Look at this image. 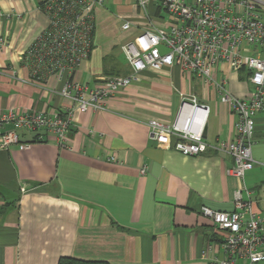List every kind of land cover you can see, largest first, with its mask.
<instances>
[{"label":"crops","instance_id":"0c3cea01","mask_svg":"<svg viewBox=\"0 0 264 264\" xmlns=\"http://www.w3.org/2000/svg\"><path fill=\"white\" fill-rule=\"evenodd\" d=\"M40 5L41 0H0V37L5 39L0 47L1 111L49 113L71 106L55 92L61 82L54 76L35 81L24 61L48 25ZM259 12L264 17V4ZM93 15L91 51L74 74L90 86L106 76L128 74L121 45L150 21L161 26L168 20L157 0H148L145 10L137 0H101ZM125 22L128 29H122ZM211 76L225 78L226 89L238 98L252 91L246 69L221 64ZM181 95H194L208 105L207 144L235 138L237 115L219 99L217 89L171 66L140 71L104 109L76 111L65 146L41 130L37 139L21 131L28 149H0V264H57L62 256L109 264H209L223 257L224 234L200 207L231 211L241 189L242 198L264 217V113L254 116L255 164L240 179L227 172L233 159L226 153L209 147L185 155L173 148L174 135L151 137L149 121L173 123Z\"/></svg>","mask_w":264,"mask_h":264},{"label":"built area","instance_id":"2783aa9c","mask_svg":"<svg viewBox=\"0 0 264 264\" xmlns=\"http://www.w3.org/2000/svg\"><path fill=\"white\" fill-rule=\"evenodd\" d=\"M101 0H41L40 8L48 18L46 29L24 54L30 76L44 82L54 76L61 87L57 92L71 106L64 111L43 112L14 108L0 110V149L17 145L28 149L22 141L23 131L39 138L43 130L54 136L57 145L65 146L67 134L76 111L104 109L106 101L122 87L138 79L144 69L161 70L178 66L183 71L206 80L219 92V99L237 115L236 135L232 141H219L211 146L203 138L209 108L194 95H181V104L173 123L149 121L150 135L160 140L174 135L173 148L185 155H197L209 147L228 154L233 165L227 172L240 179L251 169L254 141V116L264 113V21L259 7L263 0H157L168 20L149 26L132 41L121 45L130 67L126 75H110L90 86L74 76L80 63L89 57L94 28L93 11ZM145 10L148 0H137ZM129 23L122 24L128 29ZM5 39L0 37V47ZM221 64L238 71L246 69L252 91L247 98H238L225 87L226 79L216 81L212 70ZM9 126V128H6ZM31 139V140H32ZM114 161V157L108 158ZM145 168L140 172L144 173ZM245 192L248 194L247 189ZM200 213L223 232L221 258L209 264H255L264 260V217L255 213L241 189L234 195V209L213 210L205 205ZM210 245L202 251L206 257Z\"/></svg>","mask_w":264,"mask_h":264},{"label":"trees","instance_id":"16d2710c","mask_svg":"<svg viewBox=\"0 0 264 264\" xmlns=\"http://www.w3.org/2000/svg\"><path fill=\"white\" fill-rule=\"evenodd\" d=\"M57 264H109V263L100 260H83L69 256H62L59 258Z\"/></svg>","mask_w":264,"mask_h":264},{"label":"rangeland","instance_id":"374dc122","mask_svg":"<svg viewBox=\"0 0 264 264\" xmlns=\"http://www.w3.org/2000/svg\"><path fill=\"white\" fill-rule=\"evenodd\" d=\"M263 7V6H262ZM162 13L164 14V17H165V20H167L168 19V16H167V14L162 10ZM261 18H262V20L264 21V17H263V15L261 14ZM120 59L122 60H120L123 64H125V63H127V61H126V58L124 57L123 58V56L121 55L120 56Z\"/></svg>","mask_w":264,"mask_h":264}]
</instances>
